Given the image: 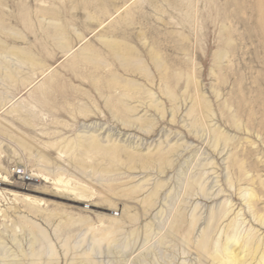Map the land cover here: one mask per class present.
I'll return each mask as SVG.
<instances>
[{
	"label": "rangeland",
	"instance_id": "obj_1",
	"mask_svg": "<svg viewBox=\"0 0 264 264\" xmlns=\"http://www.w3.org/2000/svg\"><path fill=\"white\" fill-rule=\"evenodd\" d=\"M227 246L264 264V0H0V264Z\"/></svg>",
	"mask_w": 264,
	"mask_h": 264
},
{
	"label": "bare ground",
	"instance_id": "obj_2",
	"mask_svg": "<svg viewBox=\"0 0 264 264\" xmlns=\"http://www.w3.org/2000/svg\"><path fill=\"white\" fill-rule=\"evenodd\" d=\"M222 254L218 251L213 254V258L214 260H218V264H242L246 259L247 250L243 248V250L240 251L235 246H227Z\"/></svg>",
	"mask_w": 264,
	"mask_h": 264
}]
</instances>
